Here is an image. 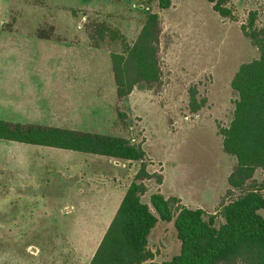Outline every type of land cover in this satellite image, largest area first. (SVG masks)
<instances>
[{"label":"rangeland","instance_id":"rangeland-1","mask_svg":"<svg viewBox=\"0 0 264 264\" xmlns=\"http://www.w3.org/2000/svg\"><path fill=\"white\" fill-rule=\"evenodd\" d=\"M75 1L80 6H90L91 10L65 13L55 7L59 2L76 4ZM224 1L232 18H221L208 0H170L166 10L158 8L157 0H0V99L6 95L8 87L13 88V83L22 82L28 76L33 81L40 79L54 67L41 62L42 47L37 43L38 37L52 35L63 26H72L74 31L78 26V33L82 35L104 25L131 43L142 27L145 14L156 13L162 28L158 50L161 83L151 90L134 89L123 102L117 103L126 115V127L119 121L118 125L103 123V129L98 130L140 144L146 153L149 173L162 176L161 184L153 180L145 182L144 203L149 204L151 194L160 193L165 198H178L180 205L186 208L213 214L226 196L227 177L236 162L223 153L219 133L233 118L237 94L230 86L231 80L242 64L258 58L257 50L242 35L240 27L252 11L258 15V23L264 21V0ZM94 42L105 45L111 53L121 52L119 39L104 38ZM0 118H7L5 110L0 111ZM7 143L0 141V264H48L62 255H71L80 261L81 256H90L100 242L106 222L114 215L111 204L115 208L119 205L116 197L106 203L101 216L97 214L99 200L94 201L92 207H76L74 224L63 220L56 223L9 221L14 219V213H22L24 196L29 193L41 194L38 204L32 203L31 212L36 219L44 204L47 217L56 215L58 209L51 200L55 188L51 187L69 184L76 191L83 187L88 190V196H91L90 190L95 192L93 199L98 198L96 193L101 189L117 185L119 189L127 188L139 163L105 160L101 167L105 171L98 173L94 172V158L70 159L72 170L65 173L70 176V182L66 177L55 180L54 173L46 174L42 180L46 185L40 183V191L30 187L34 186L31 181L26 190L22 187L19 192L17 189L7 192L6 184L12 179L7 173V158L11 156ZM26 149L35 152L31 153L35 165L42 170L48 167L46 173H50V166L57 170L60 154L64 155V161L69 155H83L54 148L26 146ZM42 151L57 154V161L53 156L37 160L36 156ZM85 163L89 170L84 172L80 169L86 168ZM263 177V172L257 170L254 178L260 182ZM57 213L59 215V211ZM259 214L264 218V210ZM82 217L87 218V223L80 222ZM70 230L87 232L95 238L63 239L64 233ZM147 246L156 263L177 255L180 243L173 222L158 221ZM36 249L40 252L34 256Z\"/></svg>","mask_w":264,"mask_h":264},{"label":"trees","instance_id":"trees-1","mask_svg":"<svg viewBox=\"0 0 264 264\" xmlns=\"http://www.w3.org/2000/svg\"><path fill=\"white\" fill-rule=\"evenodd\" d=\"M157 1L161 10L170 6V0ZM208 1L221 18H232L224 0ZM240 30L258 58L242 64L231 80L237 94L233 118L219 133L223 153L236 162L227 177L226 196L213 214L186 208L178 198L160 193L151 194L149 204L144 203L145 182L161 184L162 176L149 173L142 146L127 138L0 120L3 141L139 163L89 264H264V218L259 214L264 210V177L260 182L254 178L257 170L264 174V21L258 23L257 13L249 12ZM161 33L159 16L150 12L131 43L104 25L88 31L94 47L101 46L95 40H120L121 52L110 55L118 104L134 89L151 90L160 85ZM116 113L125 126L126 115L118 106ZM158 221L173 222L180 243L179 253L161 263L154 262L147 246Z\"/></svg>","mask_w":264,"mask_h":264},{"label":"crops","instance_id":"crops-1","mask_svg":"<svg viewBox=\"0 0 264 264\" xmlns=\"http://www.w3.org/2000/svg\"><path fill=\"white\" fill-rule=\"evenodd\" d=\"M75 2L76 4L59 2L55 7L61 11H65V13H68L70 10H91L90 6H80L77 1ZM58 28L60 29H56L52 35L37 38V43L42 47L39 56L41 62L44 64H53L54 67L51 71L44 72L43 77L40 79L36 78L33 81L28 76L22 82L18 81L13 83V88L8 87L9 89L5 91L6 95L3 99H0V104L5 106H2L0 111L5 110L7 112V118H0V120L22 126L51 127L69 129L81 133L106 135L99 131L103 129V123H117V125L119 123L116 113V106L118 104L110 58L111 52L105 45L94 47L88 38V34L84 31L82 35L78 33V30H80L78 26L75 27V31L72 26ZM90 123H94V126ZM7 144V148L11 152V156L9 157L8 155L7 158V173L12 176V179H9L6 184L7 192L11 190L15 191V189L19 192V189L22 187L26 190L25 187L29 186L31 181L34 186L30 187L36 189V191H40V185H46L42 182L46 174L50 175L54 173L55 180H61L66 177V180L70 182V176L65 175V173H69L72 170V162L69 161L70 159H82L84 161L87 158L91 160L94 158L92 161L93 167L95 168L94 172L98 173L105 171V169L101 168L103 163H106L105 160L110 161L112 159L103 156L83 154L82 156L69 155L66 157L68 158L67 161H64V155L60 154L57 170L53 169V166H50V173H46L48 167L45 166L42 170L31 161V153L33 151H28L26 146L32 145L15 142H8ZM33 147L50 148L42 146ZM51 156L57 161V154L49 155L45 151H42L36 157L37 160H45L51 158ZM84 165L86 168L82 167L80 170L84 172L88 171V164L85 163ZM32 175L35 177L34 179ZM19 176H22V178H17ZM51 189H54L51 200L55 201L54 204L56 205V209H58L55 211L56 215L47 217V207L44 204L43 210L41 212L39 210V215L36 219H33L35 214L31 212L32 203L38 204L37 198L41 194L29 193V196H24L26 199L23 200L21 206V209H23L22 213L18 215L14 213V219L9 222L56 223L63 220L65 223L74 224L75 220L73 218L75 216L73 212L76 207H82L83 209L92 207L93 202L99 200L97 214L101 216L106 203H110L113 197L121 201L127 188L119 189L117 185L108 187L105 190L101 189L96 193L98 195L97 199H93V195L95 197L94 191L90 190L91 196H88V190L83 187L76 191L72 186L66 184L51 187ZM111 206L114 207L116 212L119 205L117 208H115L114 204H111ZM57 211H59V215ZM86 217H82L80 222L87 223ZM111 220L109 219L106 222L103 235ZM91 230L93 234L95 230L93 226ZM103 235L100 236V240ZM62 238L67 240H84L95 238V236L91 237L87 232L78 233L77 231L70 230L65 232ZM39 252L40 250L36 249L33 253L34 256L38 255ZM94 252L95 250L87 258L81 256V261L77 257L73 259L71 255L70 257L62 255L59 259H54L48 264H89ZM29 264H37V262Z\"/></svg>","mask_w":264,"mask_h":264},{"label":"built area","instance_id":"built-area-1","mask_svg":"<svg viewBox=\"0 0 264 264\" xmlns=\"http://www.w3.org/2000/svg\"><path fill=\"white\" fill-rule=\"evenodd\" d=\"M186 121H188V117L184 118Z\"/></svg>","mask_w":264,"mask_h":264}]
</instances>
